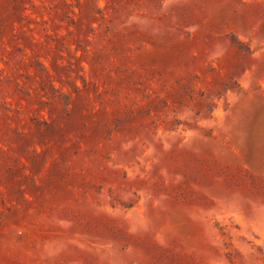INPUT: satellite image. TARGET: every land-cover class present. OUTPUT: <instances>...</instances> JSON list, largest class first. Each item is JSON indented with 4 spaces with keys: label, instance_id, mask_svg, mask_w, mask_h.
Returning <instances> with one entry per match:
<instances>
[{
    "label": "rangeland",
    "instance_id": "obj_1",
    "mask_svg": "<svg viewBox=\"0 0 264 264\" xmlns=\"http://www.w3.org/2000/svg\"><path fill=\"white\" fill-rule=\"evenodd\" d=\"M0 264H264V0H0Z\"/></svg>",
    "mask_w": 264,
    "mask_h": 264
}]
</instances>
